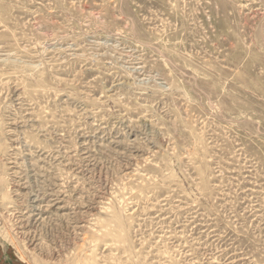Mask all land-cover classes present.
I'll use <instances>...</instances> for the list:
<instances>
[{"label":"rangeland","instance_id":"obj_1","mask_svg":"<svg viewBox=\"0 0 264 264\" xmlns=\"http://www.w3.org/2000/svg\"><path fill=\"white\" fill-rule=\"evenodd\" d=\"M0 264H264V0H0Z\"/></svg>","mask_w":264,"mask_h":264}]
</instances>
